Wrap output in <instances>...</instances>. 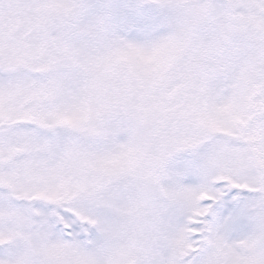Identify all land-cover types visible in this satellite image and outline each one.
<instances>
[{"label":"snow or ice","instance_id":"6c2138e0","mask_svg":"<svg viewBox=\"0 0 264 264\" xmlns=\"http://www.w3.org/2000/svg\"><path fill=\"white\" fill-rule=\"evenodd\" d=\"M0 264H264V0H0Z\"/></svg>","mask_w":264,"mask_h":264}]
</instances>
